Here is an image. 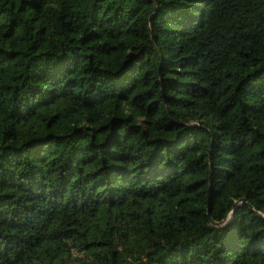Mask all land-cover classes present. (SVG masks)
Listing matches in <instances>:
<instances>
[{"label": "trees", "instance_id": "16d2710c", "mask_svg": "<svg viewBox=\"0 0 264 264\" xmlns=\"http://www.w3.org/2000/svg\"><path fill=\"white\" fill-rule=\"evenodd\" d=\"M0 264H264V0H0Z\"/></svg>", "mask_w": 264, "mask_h": 264}, {"label": "water", "instance_id": "95a60500", "mask_svg": "<svg viewBox=\"0 0 264 264\" xmlns=\"http://www.w3.org/2000/svg\"><path fill=\"white\" fill-rule=\"evenodd\" d=\"M210 221H211L212 223H219V222H214L211 218H210Z\"/></svg>", "mask_w": 264, "mask_h": 264}]
</instances>
